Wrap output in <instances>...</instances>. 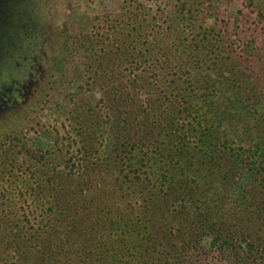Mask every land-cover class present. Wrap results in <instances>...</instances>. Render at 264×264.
<instances>
[{
  "label": "rangeland",
  "instance_id": "1",
  "mask_svg": "<svg viewBox=\"0 0 264 264\" xmlns=\"http://www.w3.org/2000/svg\"><path fill=\"white\" fill-rule=\"evenodd\" d=\"M260 7L264 0H0V264H130L126 227L153 193L135 161L139 150L170 146L159 129L181 83L165 75L178 63L163 70L161 48L216 40L196 72L212 73L217 90V65L227 71L234 56L246 64L224 43L253 35L264 44ZM179 10L195 17L176 25ZM151 259L168 258L152 252L131 263Z\"/></svg>",
  "mask_w": 264,
  "mask_h": 264
},
{
  "label": "trees",
  "instance_id": "2",
  "mask_svg": "<svg viewBox=\"0 0 264 264\" xmlns=\"http://www.w3.org/2000/svg\"><path fill=\"white\" fill-rule=\"evenodd\" d=\"M204 7L208 22L213 15ZM260 10L254 14L258 19L264 14ZM185 14L183 10L174 14L176 25L195 17ZM257 39L252 35L222 42L227 49L237 50L238 56L243 54L240 57L246 58V64L234 56L227 71L217 65L218 82L223 84L217 90L209 83L212 73L196 72L208 52L201 50L210 49L216 40L198 49L194 43L176 49L172 41L161 48V68L170 70L172 61L178 63L177 69L165 75L181 83L173 95L178 102L166 109L164 129H159L168 133L170 146L160 147L155 155L139 150L141 161H135L141 167L135 173L137 180L153 193L139 222L126 227L129 234L122 252L128 254L130 264L152 252L160 261L168 258L165 264H215L222 256L232 264H264V84L259 82L260 77L264 81V74L255 70L264 65V44ZM126 45L131 54L130 43ZM190 45L195 50L192 56L185 54L192 50ZM189 68L191 73L184 75ZM178 116L183 117L181 122ZM153 263L151 259L148 264Z\"/></svg>",
  "mask_w": 264,
  "mask_h": 264
}]
</instances>
